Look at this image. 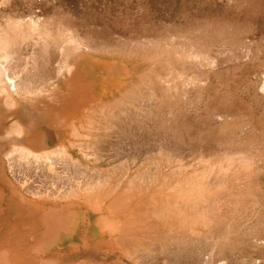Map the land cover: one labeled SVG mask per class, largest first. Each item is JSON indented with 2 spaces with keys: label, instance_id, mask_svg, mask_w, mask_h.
<instances>
[{
  "label": "rangeland",
  "instance_id": "1",
  "mask_svg": "<svg viewBox=\"0 0 264 264\" xmlns=\"http://www.w3.org/2000/svg\"><path fill=\"white\" fill-rule=\"evenodd\" d=\"M0 30L13 35L5 39L20 54L12 62L28 77L26 91L46 88L80 44L90 60V86L75 122L89 108L97 113L91 135L77 139L44 122L53 131L45 139L53 150L45 152L41 140L30 139L34 122L20 111L30 105L49 118L47 94L28 92L25 100L6 103L0 115V264H264V0H0ZM96 58L104 65L94 64ZM64 142L90 171L102 168L110 184L122 181L106 206L133 186L134 199L115 217L152 231L103 235L92 222L102 212L87 211L85 232L71 226L46 249L50 255L37 251L38 227L27 223L39 220L25 218L24 206L77 199L39 193L32 186L38 166L26 182L14 169L25 154L51 161ZM160 197L175 208L178 226L170 227L172 220L169 227L156 225ZM131 234L144 239H120ZM103 240L116 247L99 245Z\"/></svg>",
  "mask_w": 264,
  "mask_h": 264
},
{
  "label": "bare ground",
  "instance_id": "2",
  "mask_svg": "<svg viewBox=\"0 0 264 264\" xmlns=\"http://www.w3.org/2000/svg\"><path fill=\"white\" fill-rule=\"evenodd\" d=\"M5 36L9 37L10 35L8 36V35L0 34V115L2 114V111H3L7 102H10L12 100L11 104L15 105L19 100H22V101L25 100L22 98V96H24V95L29 94L31 92H35V91H43V93L47 94V97H48L49 102H50L51 115L49 118L43 112L33 110L30 105H24V107L20 111V116L26 122H28V123L34 122V129H33V133L30 136V139L41 140L42 141V142H40L42 144L41 147L46 149L45 152L53 150L52 148H48L49 146L46 145L45 139L48 138V136H51V134L53 132V131L50 132L51 129L48 130L47 127L46 128L43 127L44 122H47V121L48 122L51 121L52 124L55 125L58 132L63 133L67 130H70V132L72 133V136L73 135L76 136L75 139L82 137L87 133H89L87 136L91 135L92 130L95 126L94 125L95 116L97 114L95 112V110H92L93 108H91V109L89 108L88 114H86L84 120L79 121V122H75V120L76 119L78 120L80 118V116L82 115V114H80V112L82 110L81 109V105H82L81 101H83L82 98H84L85 93L89 90V86H90V83L87 81V78L85 79V77L87 75V70H88L87 67H90V64L88 63V62H90V60L88 61L89 57L81 51L80 44L77 43V45H74L72 47L70 46L72 48V51L69 49L70 47L68 46V50H70L69 51L70 54L68 53L69 55L64 58V60L60 66L59 65H57V67L55 66L56 68H58V70H56L53 80L51 81V83L46 88L41 87L42 89H39V90H34V91L27 90L26 91L25 89L27 88V83H28V85L30 84L27 81L28 77L22 73L23 71H21V69L17 70V68H16L17 63H15V65H13L14 63L12 62V60L15 59L13 57H15L14 54H16L17 52L15 53L12 50V47L9 48L8 43H7V42H9V41H7L9 39H5ZM11 37H13V35L10 36V38ZM10 40H12V39H10ZM74 43H76V42H73V44ZM11 44H14L16 46L17 43L15 44V42H14ZM69 44H71V43H69ZM14 45H13V47H14ZM61 47H65V46L62 45ZM66 47H67V45H66ZM63 49H65V48H62V51H63ZM63 52H65V51H63ZM17 54H19V53H17ZM158 54H159V52H158ZM154 56H155V54H154ZM16 57H18V56L16 55ZM150 57H151V54H150ZM61 58H62V56H61ZM145 58H147V57H145ZM93 61H94V64H96V65H104V63H105L101 59H98V58L93 59ZM59 62H61V60ZM153 62H154V60H153ZM36 88H38V87H36ZM8 91H10L12 93V95H10V93ZM82 95H83V97H82ZM27 98H29L28 95H27ZM127 99H129V98H127ZM126 107H127V105H126ZM126 109L128 110V108H126ZM102 110H104V106L102 107ZM41 125H43V126H41ZM116 126H118V125H116ZM97 128H98V126H97ZM99 128H100V126H99ZM115 130H118V128L117 129L114 128L113 131H115ZM114 133H116V132H114ZM110 134H113V133L111 132ZM112 137H114V136H112ZM111 140H113V138ZM104 141L106 142V139ZM105 142H103V143H105ZM57 143H58V141H57ZM75 143L76 142H74V140L71 139V144H75ZM103 143H102V145H103ZM109 143L107 141V146L109 145ZM34 144H35V142H34ZM80 144L83 146L82 142H80ZM60 145H62V146L59 147V149L55 150L54 154H52V156H51L52 160L51 161H48L47 159L40 160L37 158L29 159L28 155L25 154L24 156H22L19 159V161H18L19 163H18V165H15V169H14V171L17 173V175L19 177L18 179H21L22 181L26 182L29 179H31L33 176V174L30 175V173H31L30 171H32L35 167L38 166L41 168V171L38 174L36 173L35 176H33L34 180L32 181V186L34 188H36V190H38L39 193L40 192H49L51 197H60V198H65V199H67V198H76L77 199L76 201H73V202L68 203V204L51 202V203H45L43 205H40L38 202H34V203H28L27 205L24 206L25 207L24 208L25 209V211H24V217L25 218H27L28 220H31L32 218L36 219V217H37V219L39 220L33 226H32L33 222L29 221L27 223V224H29V227H28L29 229H34V228L38 227L37 240H36V242H33V244H32L37 249L38 252H40L43 255H50V254H47L46 249H48V247L51 246L53 244V242H55L57 240L59 235L67 232L68 229H71V226H73V227L75 226V227H77L78 230L80 229L82 232H85L84 222L88 221V220H85V216H86L85 214L87 211L102 212L99 214L96 213L98 216L95 217V220H92V222H93V226H96L98 229H100L101 234H103V235L106 233L113 234V233L117 232L118 230H122L125 232H129V231L132 232L135 229H142L141 231H144L146 233L149 231H152L150 226L141 225L138 223H133L131 225H128L129 224L128 220L126 221V224H125V221H122L123 219L115 217V215L120 214L121 210L124 208V205H127L128 203H130L131 200L134 199L135 193H133V186L132 185L127 186L119 194L120 196H116L112 200V202L106 206V203H105L106 199L108 197L110 198V196H112L113 193L116 192V189H117L116 187H119L122 181L118 180V181H115L114 183L110 184L109 176L107 174L103 173L102 168H97L93 172L90 171V168L86 165V161L82 158V156H76L77 154L74 156V154L72 153V151L70 149V144L64 142L63 144H60ZM86 148H88V147H86ZM110 148H111V146H110ZM102 149H106V148H102ZM107 149H108V147H107ZM161 149H162V147H161ZM163 149H164V147H163ZM85 151H87V150H85ZM108 152H109V150H108ZM31 154L36 155L37 153H31ZM116 155L117 154H115V157H116ZM119 155H120V153H119ZM83 156H87V155L83 154ZM110 156H112V155H110ZM112 158H114V157H111V159ZM122 158H123V156H122ZM125 158H128V156ZM115 160H117V159H115ZM103 162H105V161H103ZM101 165H102V163H101ZM166 173H168V172H166ZM176 176H178V175H176ZM145 183H146V181H145ZM113 184H114V186H113ZM126 185H127V183H126ZM111 187H113V188H111ZM50 188L52 189V191H50ZM25 189H27V188H25ZM70 194H73V196ZM179 199H180V197H179ZM155 203H156L158 209L154 213H157L159 215V219L157 220L156 225H158L159 227H162V228L163 227H169L170 221L172 220V225H170V227L178 226V221L175 218L176 217L175 208L168 205L167 198L166 197L157 198V199H155ZM13 205H15V202H13ZM200 218H201L200 213H198L196 216H194L195 221L200 220ZM87 229H88V226H87L86 230ZM183 231H185V230H183ZM81 234L82 233H80L79 235H81ZM124 234H126V233H124ZM177 235H179V234H177ZM173 236H172V238L174 240V237L176 235L174 237ZM131 237L133 238L135 243L144 239V237H142V236H137V235H133V234H131L129 236L121 237L120 239L128 240L129 243L134 244V242L131 240ZM164 237H166V236H164ZM177 237H175V238H177ZM26 238L28 239L27 235H26ZM26 238L24 239V242L19 241L18 246H22L23 244H27V241H25ZM182 238H183V236H182ZM178 239H180V238L178 237L177 241H178ZM162 240L165 241V238H163ZM162 240H161V244H163ZM169 240H170V238H169ZM165 242H167V240ZM98 244L102 245V246H108L109 247L111 245L112 247H116V243L113 240L99 241ZM155 244H157V243H155ZM161 244H159V245L161 246ZM71 245H73V244H71ZM159 245H157V246H159ZM149 247H151V246H149ZM56 254L52 253V255H56ZM134 262H135V260H134Z\"/></svg>",
  "mask_w": 264,
  "mask_h": 264
}]
</instances>
